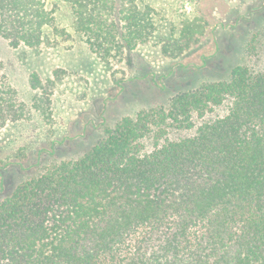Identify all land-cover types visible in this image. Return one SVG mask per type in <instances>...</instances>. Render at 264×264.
Here are the masks:
<instances>
[{"label":"trees","instance_id":"1","mask_svg":"<svg viewBox=\"0 0 264 264\" xmlns=\"http://www.w3.org/2000/svg\"><path fill=\"white\" fill-rule=\"evenodd\" d=\"M33 1L0 0L4 36L33 42L46 23ZM226 102L192 136L161 142ZM0 264H264V69L236 66L124 117L79 159L20 184L0 202Z\"/></svg>","mask_w":264,"mask_h":264},{"label":"rangeland","instance_id":"2","mask_svg":"<svg viewBox=\"0 0 264 264\" xmlns=\"http://www.w3.org/2000/svg\"><path fill=\"white\" fill-rule=\"evenodd\" d=\"M99 1L82 0L77 15L65 0H34L46 23L30 44L20 31L4 36L0 18V202L82 157L122 118L228 80L236 66L264 69V0ZM76 15L94 30L78 31ZM227 107L194 115L195 128L161 142L192 136Z\"/></svg>","mask_w":264,"mask_h":264}]
</instances>
